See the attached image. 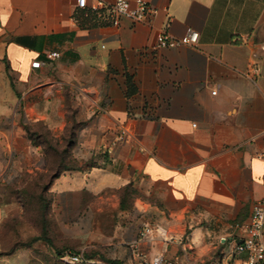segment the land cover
I'll return each mask as SVG.
<instances>
[{
    "label": "crops",
    "instance_id": "crops-1",
    "mask_svg": "<svg viewBox=\"0 0 264 264\" xmlns=\"http://www.w3.org/2000/svg\"><path fill=\"white\" fill-rule=\"evenodd\" d=\"M103 1L0 0V181L48 164L26 127L60 144L72 129L74 166L49 187L61 248L247 264L235 246L264 198V0H145L150 20L117 24ZM189 27L196 46L157 47Z\"/></svg>",
    "mask_w": 264,
    "mask_h": 264
},
{
    "label": "rangeland",
    "instance_id": "rangeland-1",
    "mask_svg": "<svg viewBox=\"0 0 264 264\" xmlns=\"http://www.w3.org/2000/svg\"><path fill=\"white\" fill-rule=\"evenodd\" d=\"M32 131L36 132L33 137L36 143H47L45 139L49 137L39 124H34ZM68 132L66 130L62 137ZM39 133L42 135H38ZM45 156L48 159L45 167L26 170L13 183L0 181V264H9L7 261L10 255L13 256V264H110L109 259L117 260L113 257L112 245L87 247L83 250L61 248L62 241L57 227L50 212L47 215L50 195L43 191V185L47 183L51 173L50 160L55 159L50 147ZM100 229L104 230L106 237L110 236L111 226H101ZM42 235L53 242L49 244L43 239L32 241L35 236ZM56 245L60 247L57 251ZM46 246L50 253L46 252ZM68 253H82L91 261L72 263L66 257Z\"/></svg>",
    "mask_w": 264,
    "mask_h": 264
},
{
    "label": "built area",
    "instance_id": "built-area-1",
    "mask_svg": "<svg viewBox=\"0 0 264 264\" xmlns=\"http://www.w3.org/2000/svg\"><path fill=\"white\" fill-rule=\"evenodd\" d=\"M80 8H90L93 11H100L108 7L103 0H95L89 4V0H77ZM112 22L117 24L121 15H128L138 21L150 20L156 8L149 5L145 0H115L110 6ZM199 32L189 27L182 37H173L166 31H160L156 37L157 47H176L179 45L196 46L199 41ZM57 52H50L48 57L58 56ZM42 61L36 60L32 63L33 67H39ZM215 93V91H213ZM195 125V124H194ZM125 133V132H123ZM245 236L236 243L235 252L247 253V264H264V198L256 201L251 210L249 221L244 224ZM152 227L148 226L139 233L143 240L151 239ZM66 257L72 263H83L91 261L84 257L82 253L67 254ZM129 264V263H123ZM138 264H176L163 254H155L147 259L142 257Z\"/></svg>",
    "mask_w": 264,
    "mask_h": 264
},
{
    "label": "trees",
    "instance_id": "trees-1",
    "mask_svg": "<svg viewBox=\"0 0 264 264\" xmlns=\"http://www.w3.org/2000/svg\"><path fill=\"white\" fill-rule=\"evenodd\" d=\"M26 130L28 134L33 138L34 135H36V132H33L29 127H26ZM46 132L49 138H46V142L48 146L50 147V150L53 152L55 159L52 161L50 160V166H51V173L49 174L48 181L43 185V191H47L50 195L48 199V205H47V215L50 212V204H51V194L49 192V187L51 182L56 178L63 170L71 169L74 165L70 158V148L73 144V133L74 131L72 129H69V132L67 135H65L63 138V144L59 143V140L55 142V137L51 134L50 131L42 129ZM42 134V133H41ZM39 135V134H38ZM48 153V152H47ZM49 154V153H48ZM45 240L49 244L52 243V240L47 237L46 235L42 236H35L32 241L37 240ZM108 262L110 264H121L118 260L115 259H109Z\"/></svg>",
    "mask_w": 264,
    "mask_h": 264
}]
</instances>
